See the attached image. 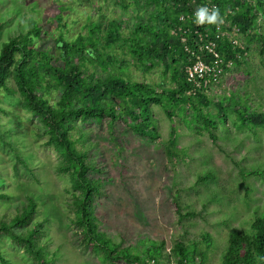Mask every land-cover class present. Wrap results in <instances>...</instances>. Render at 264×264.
<instances>
[{
	"label": "rangeland",
	"instance_id": "1",
	"mask_svg": "<svg viewBox=\"0 0 264 264\" xmlns=\"http://www.w3.org/2000/svg\"><path fill=\"white\" fill-rule=\"evenodd\" d=\"M154 13L152 6L135 0H0V47L27 33L34 20L41 27L35 41L40 49L59 57V38L91 36L128 81L169 94L176 84L165 61L147 69L130 53V42L106 44L112 21L128 38L139 24L159 26ZM257 23L251 34L260 36L264 23L261 18ZM247 44L245 62L208 92L211 104L202 109L216 124V143L203 115L182 101L170 103L171 117L162 105L150 104L153 138L139 132L136 121L125 120L130 118L121 109L114 122L109 117L101 123L75 122L72 139L87 153L96 168L91 174L102 184L92 203L99 229L114 241L143 252L145 239L165 240L158 264H177L172 251L177 242L195 243L206 251V264H222L230 234L248 231L262 212L264 126L243 124L238 110L264 114V52L261 42ZM85 69L96 77L108 75L99 64L87 63ZM22 101L13 78L8 88H0V222L12 220L32 197L37 211L29 225L16 230L37 231L49 264H128L105 261L102 252L81 245L71 176L60 171L62 156L46 143L45 125ZM0 264L38 262L24 244L0 230Z\"/></svg>",
	"mask_w": 264,
	"mask_h": 264
},
{
	"label": "trees",
	"instance_id": "2",
	"mask_svg": "<svg viewBox=\"0 0 264 264\" xmlns=\"http://www.w3.org/2000/svg\"><path fill=\"white\" fill-rule=\"evenodd\" d=\"M140 1L153 7V18L160 21V25L139 24L134 36L124 38L120 25L112 21L107 25L106 44L111 46L120 40L130 42V53L138 60L139 66L147 69L153 68L156 60L165 61L176 84V88L169 89V94L159 93L155 87L143 82L128 81L123 73L116 71L113 57L97 49L91 36L79 35L73 41L59 38L56 41L59 57L49 50L40 49L35 41L41 35V27L34 20L27 33L11 37L0 47V88H8L10 79H14L23 107L43 122L48 136L46 143L62 156L64 163L60 171L71 176L74 188L72 202L76 210L73 222L79 228L81 245L86 250L102 252L105 261L158 264L164 259L165 240L149 237L144 240L146 247L140 252L114 241L99 229L92 203L101 192V180L91 174L96 168L88 162L87 153L77 147L71 131L75 122L80 120L101 123L109 117L114 122L118 119V109H121L130 118L125 120L136 121L135 128L153 138L156 131L151 121L150 104L162 105L171 117L170 103L182 101L194 114L203 115L204 128L216 143L218 138L213 131L216 124L202 110L211 104L208 92L216 85L210 82L203 87L197 86L188 79L186 71L190 59L186 47L195 49L198 39L197 35L189 32L197 28L192 13L201 3L210 1L218 4L220 20H224L231 31L230 37L220 41L218 50L225 58L234 61L233 67L228 69L232 72L245 62L249 49L247 43L261 42L264 52V31L260 36L251 34L259 18L264 23V0H135ZM183 15L185 18L181 19ZM141 34H148L150 39L144 40ZM240 36H245L246 41H238ZM182 37H187L186 42ZM234 38L238 43H233ZM87 63L101 65L108 75L96 77L87 73ZM238 113L243 124L264 126V114L249 113L247 108L239 109ZM178 210L181 214L180 207ZM36 211L37 201L28 197L19 214L10 221L0 222V230L24 244L38 264H49L50 260L38 242L37 231L24 233L16 230L29 225ZM204 240L209 243L210 235L205 234ZM172 251L177 264H206V251L195 243L187 245L179 241ZM222 264H264V207L261 213L256 214L248 231L234 230L230 234Z\"/></svg>",
	"mask_w": 264,
	"mask_h": 264
},
{
	"label": "built area",
	"instance_id": "3",
	"mask_svg": "<svg viewBox=\"0 0 264 264\" xmlns=\"http://www.w3.org/2000/svg\"><path fill=\"white\" fill-rule=\"evenodd\" d=\"M200 6L219 8L217 3L210 1L201 3ZM196 9L192 13L194 18ZM184 18V15L181 16V19ZM221 21L216 24H196L197 28L195 30H189L190 33L193 32L197 35L198 39H196L197 44L195 49L186 47L190 52V59L186 71L188 73V79L197 86L203 87L202 85H207L210 82L218 86L222 79L230 73L228 69L234 65L232 59L225 58L218 50L220 41L231 36V31L227 29L225 21ZM182 40L186 42L187 37H182ZM233 43H238L236 38L233 39Z\"/></svg>",
	"mask_w": 264,
	"mask_h": 264
},
{
	"label": "clouds",
	"instance_id": "4",
	"mask_svg": "<svg viewBox=\"0 0 264 264\" xmlns=\"http://www.w3.org/2000/svg\"><path fill=\"white\" fill-rule=\"evenodd\" d=\"M194 16L195 23L198 25L222 22L220 20V11L216 7L208 8L207 6H200L196 9Z\"/></svg>",
	"mask_w": 264,
	"mask_h": 264
}]
</instances>
